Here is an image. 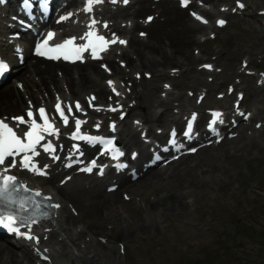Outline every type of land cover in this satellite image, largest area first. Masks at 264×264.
<instances>
[{"label": "rangeland", "instance_id": "374dc122", "mask_svg": "<svg viewBox=\"0 0 264 264\" xmlns=\"http://www.w3.org/2000/svg\"><path fill=\"white\" fill-rule=\"evenodd\" d=\"M244 1L247 14L233 17L223 29L212 28L216 37L210 36L211 29L197 34L198 43L188 52L192 62L166 70L174 73L176 69L175 76L146 79L143 88L133 90L127 102L137 104L128 121L141 120L146 112L152 119L147 126L156 131L178 116L182 120L191 109L187 99L194 106L196 95L189 96V89L196 93L209 90L201 107L205 109L223 103L215 92L241 80L238 73L243 59L249 61L248 68L264 70V15L259 14L264 10V0ZM228 38L232 43L227 42ZM206 61H213L216 69H201ZM255 78L244 75L240 85L247 89L246 104L255 111L256 118H262L264 90ZM97 81L105 84L106 78ZM165 84L174 85L166 94ZM92 89L80 92L88 94ZM156 98L165 103H157ZM180 102L184 106L177 105ZM160 114V120L155 121ZM170 170L163 175L169 177L161 182L135 184L142 189L104 216L100 211V221L87 217L73 203L62 201L64 211L73 218L70 227L81 230V242L88 247L83 253L75 248L74 254L67 248L68 254L61 258L69 259L67 264H264V127L258 129L252 122L240 128L235 139L182 160L171 175ZM60 178L56 177L57 183ZM173 193L184 196L177 209L165 211L169 204L166 197ZM159 199V204L153 205ZM72 207L77 209V216L71 214ZM152 222H156L154 230L143 229ZM120 231L124 237L118 236ZM123 245L125 253H121Z\"/></svg>", "mask_w": 264, "mask_h": 264}, {"label": "bare ground", "instance_id": "6f19581e", "mask_svg": "<svg viewBox=\"0 0 264 264\" xmlns=\"http://www.w3.org/2000/svg\"><path fill=\"white\" fill-rule=\"evenodd\" d=\"M221 1L224 0H193L185 8L180 5L181 0H129L128 4H124L120 0V2L115 3L107 1L103 5L93 8L92 13L94 12L95 16H91V18L96 20H98V17L102 18L103 23L100 26L102 32L110 34L117 32V34L128 38L127 48L116 45V48L120 52L115 51L112 53L113 48L108 54L109 56L103 58L101 63L109 67L114 76H120L123 80H129L131 82V88L129 86L131 90L133 88L136 89L138 86L144 87L143 82H146V79H142L144 76L140 78L134 76L132 72L134 69H136L134 73H137V71H142L140 72L141 74L149 72L153 75V79L159 76L167 77V69L176 68L177 65L183 67L185 64L192 62V58L188 55L189 47L198 43L197 34L207 28L206 25L190 17V10L199 8L202 15L207 18H212L214 14L221 16V11L217 6V2ZM74 3L75 0L69 3L68 7ZM114 5H116L117 9H114ZM82 14V11H80L74 16L79 18L77 24H75L76 21L71 24L72 18L60 24V27L65 30L63 35H69L74 31L81 30ZM223 15L227 18L232 17L231 12H224ZM149 16L153 17L150 22L147 19ZM106 20L110 24H107L108 27L105 28L103 25L107 22ZM87 23H90V17ZM214 27L217 26L214 25ZM139 31H143L144 35L136 33ZM25 42H29V40L25 39ZM227 42L232 43L230 38L227 39ZM17 51L19 52V50ZM231 58L233 59L234 57ZM123 62L125 65L122 67L120 63ZM97 63L99 61H96L94 58L87 59L84 62L69 63L63 60L40 59L32 56L27 60L25 69L20 72L19 79H23L19 80L21 81V86L18 87L15 84H10L0 89L1 114L8 115L7 118H9L11 116L10 113H14L13 115L23 114L24 112L22 113V111L37 109L40 105L53 108L56 102V93L54 91L60 92L64 91V89L69 91V93L61 94L60 96L63 99L59 97L58 102L60 100L66 102L75 99L84 106L86 103H89L88 95H91V93L95 94L100 102L103 99L106 101L109 88L106 84H101L97 81V79L101 81L106 74ZM25 76L27 77L25 78ZM88 88H94V90L90 94H81V90ZM228 100L229 98L226 99V101ZM187 101L190 104V101ZM156 102L161 104L164 101L156 98ZM168 116L172 117L173 114L169 113ZM159 118L160 116L154 120L159 121ZM144 119L146 123L152 121L151 116L146 112L144 113ZM178 122L177 120L175 124ZM138 128L139 126H135L127 120L125 122L121 121L118 124L116 135L124 148L128 150L127 154L132 150L139 153V159L136 160L139 163L142 157L148 154L149 145L145 143L140 135L144 127H142L139 135ZM147 134H153L151 127L147 129ZM208 148H204L203 151H207ZM190 157L191 155L185 156V161ZM181 158H179V162H173L175 166L171 164L173 166L168 168H154L143 176L136 185L142 181L156 180L161 182L163 179L168 178L169 176H163L165 175L164 173L169 169H171L170 175L175 173L178 170ZM62 171L60 168H54L51 171L52 175L50 178L42 180L31 177V180L37 186L52 187V190L47 188L46 191L54 192L58 200L62 199L63 201L73 203L77 206V209L79 208L85 212L87 217H92L96 221H100V211H102V216H104L105 212L113 211L122 202H125L123 192L127 193L130 197H134V194H137L142 189L136 188L135 183L120 175L121 184L119 187L112 192L109 190L103 191V178L99 179L94 175L90 176L83 173L74 174V177L65 183L66 185H61L57 183L55 176L61 174ZM107 177H114L112 170ZM63 179L64 177L60 178L59 181ZM183 196L173 193L171 196L166 197L169 204L165 208V211L177 209L178 204H180V198ZM160 199L155 201L156 203H153V205L157 206ZM72 220V216L64 214L61 208L56 217L53 218L52 223L46 225V227H52V231L57 235L56 238H50L51 240L45 241L43 240V235H41L42 242L45 244L44 246L51 249V255H53L55 264H61L59 262L60 258L64 254H68L67 248L72 250L74 254L75 248L83 253L88 247L81 242V232L77 231L76 228L72 229L70 227L73 224L71 223ZM142 227L143 229L154 230L156 222ZM118 236L124 237L125 235L120 231ZM57 245L59 246L57 247ZM99 247L105 249V245L102 243H99ZM108 251L109 249L106 247L107 254ZM65 259V262L70 261L67 258ZM0 260L2 261L0 264H34L33 256L28 255V253H20L11 244H0Z\"/></svg>", "mask_w": 264, "mask_h": 264}, {"label": "snow or ice", "instance_id": "6c2138e0", "mask_svg": "<svg viewBox=\"0 0 264 264\" xmlns=\"http://www.w3.org/2000/svg\"><path fill=\"white\" fill-rule=\"evenodd\" d=\"M103 0H85V6L83 11L85 13H92L94 5L98 3H102ZM113 3L116 0H112ZM124 4H128L129 0H122ZM190 0H181L182 6L187 7ZM25 3L30 5V0H25ZM237 6L239 8H244L245 5L241 2V0H237ZM236 9H233L235 11ZM74 15V13H68L64 16L60 17L61 21L68 20ZM197 19L203 20L202 17L198 16L196 13H192ZM148 21H152L153 17L149 16ZM207 23L206 20L203 21ZM99 21L90 17V23L88 26V31L84 33L82 37H79L80 40L85 41L84 43H76L77 37H70L64 40L62 43H58L55 45H49V41L54 38V33L48 32L46 38L40 43L36 51L41 56H49V58L60 59L61 57L65 60H83V54L85 52L91 53L92 58L99 59V53L107 51L109 44H114L119 42L120 44L127 43L125 40L119 39L115 37L113 34V38L111 40L106 39L103 35H100L95 27ZM217 23L223 26L226 21L221 19L218 20ZM105 28L107 27V23L105 22L103 25ZM144 35V33H141ZM104 67H107L106 65ZM204 67L211 68V65H205ZM10 66L7 62H5L2 58H0V77H4L9 71ZM109 85L113 87V91L116 92V88L114 87L113 81H108ZM167 87V86H166ZM231 90V89H230ZM119 95V92H116ZM95 97L89 98V102L94 100ZM56 110L59 113L61 119L64 124H68V116L65 115V112L61 106L60 102L56 104ZM75 107L77 110L81 109L79 102L76 103ZM112 111H116L115 108L110 109ZM68 111L71 112V106H69ZM40 118L43 120V123H37V120L34 118V113L31 109L28 110L27 116L30 118L29 121H26L24 117H12V120L17 122V128H14L6 122L4 118H0V166L5 165V162L8 158H13L9 162V167H16L15 157L23 154L22 159L20 161V166L24 169H28L34 173L40 175H46L47 172L44 169H47L48 165L38 166L33 158L39 156V152H37V145L41 144V141L45 139L44 134L53 135L59 132V129L54 126V123L49 120L48 115L46 114V110L41 107L38 109ZM216 117H220V113L214 114ZM123 118V117H122ZM195 119V114H193V120ZM29 124V130L24 131L22 134H18V126L20 124ZM85 123L77 119L75 121L76 130L72 133V136L76 140H83L89 143H103L106 147V150L111 146V151L113 152L114 158L118 156H123L124 153L120 152L118 149H115L114 142L112 139L105 140L103 137L90 136L86 134H82L80 129L81 125ZM212 123H215L213 121ZM211 126V125H210ZM99 127V125H97ZM113 130H115V125H112ZM192 123L191 121L188 124V132L185 133L188 135L191 132ZM174 135V133H173ZM170 143L175 145L176 141L170 140ZM43 150L48 153H54L55 149L52 143L49 141L46 144L41 145ZM77 151L79 150V145L74 146ZM191 151H195V149H191ZM82 155V153H81ZM135 155V154H134ZM54 159H59V157L53 156ZM71 166V165H68ZM96 167L95 161L91 162L89 167L82 169V171L91 172L93 168ZM8 171V168H4L3 172H0V203L7 204L8 211L4 212L3 209H0V225L7 228L10 232H16L18 235L25 236L28 239H35L38 242L37 237H33L28 233L19 232V228L15 225L19 221L21 224L27 223L28 226L37 223V219L31 216H24L21 213L26 212L29 207L39 208L40 203L35 201L34 197L40 196V192H35L32 197H22L19 199L14 198L13 194L17 193L21 188H24L22 182H18V179L14 175H5ZM102 174V169H101ZM27 190V189H25ZM46 200L48 198H45ZM50 208H59V204H48ZM44 217H47L49 214L44 212L41 214ZM47 259V257H45Z\"/></svg>", "mask_w": 264, "mask_h": 264}]
</instances>
